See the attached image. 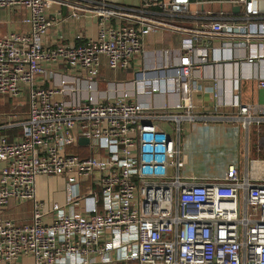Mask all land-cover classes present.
Wrapping results in <instances>:
<instances>
[{
	"label": "built area",
	"instance_id": "1",
	"mask_svg": "<svg viewBox=\"0 0 264 264\" xmlns=\"http://www.w3.org/2000/svg\"><path fill=\"white\" fill-rule=\"evenodd\" d=\"M230 2L238 18L190 28L175 20L191 0H0L29 12L28 31L0 36V93L30 88L22 138L0 137V264H264V158L249 152L253 133L264 135V104L241 102L237 79L229 100L213 85L220 114L196 113L191 100L213 41L214 51L246 48L250 65L264 59L257 0ZM87 13L99 19L95 38L45 42L53 26ZM163 29L184 35L178 63L128 82L104 77L129 72L146 36ZM248 78L264 88V75ZM157 93L176 99L155 104ZM212 122L234 127L220 138ZM39 175L65 178L64 203L38 198ZM12 200L33 202L30 222L1 216Z\"/></svg>",
	"mask_w": 264,
	"mask_h": 264
},
{
	"label": "crops",
	"instance_id": "2",
	"mask_svg": "<svg viewBox=\"0 0 264 264\" xmlns=\"http://www.w3.org/2000/svg\"><path fill=\"white\" fill-rule=\"evenodd\" d=\"M80 1L84 4H92L93 1H105L122 6L139 7L144 0H74ZM222 1V2H220ZM258 7L261 14H264V0H257ZM239 6L240 10L236 11L235 8ZM56 6L50 11L51 14L55 13ZM241 6L238 4H232L230 0H191L190 10L184 17L176 19L175 23L184 27L198 28L215 20L217 17H229L231 19L238 18L241 14ZM68 10L64 9L62 18L66 17ZM29 12L26 8H0V36L11 34L13 32L28 31L29 25L25 21ZM98 18L93 14L87 13L78 20H71L65 18L61 23L53 26L47 36L45 42L54 45L60 36H64L67 42L85 43L90 38H95L98 32ZM78 35H82V39H77ZM183 33L180 31H171L167 29L153 32L146 36L144 41V53L138 56L132 64L129 72H125L121 77L122 72L114 73L110 70L103 69L104 77H115L118 79H125L131 81L138 72L149 70L152 67L164 66L167 62H173L174 64L179 62L177 56L178 50L183 43ZM221 47V41H213L211 46V52L208 62L202 67L201 75L194 77L197 87L192 90L191 100L194 105V111L196 113L207 112L209 114H220L223 112V108L216 109L215 97H214V83L218 82L217 91L225 96L226 100H229L231 93L234 91V82L237 79L239 81L240 100L243 103L255 102L264 104V88L258 86L257 79H249L252 72L255 76L264 75V59L257 60L253 64L247 63V49H233V50H221L214 51V48ZM122 73V74H121ZM128 74V75H127ZM127 75V77H126ZM130 88V85H127ZM30 95V88L24 87V92L21 95ZM0 96H6L0 93ZM8 97V96H6ZM9 98V97H8ZM18 98V97H17ZM140 98L148 99L147 95H143ZM11 99V98H10ZM153 103L163 104L165 101H175V96L172 94L165 95L157 93L150 97ZM164 101V102H163ZM22 105L19 104L16 108L10 112H7L4 116L0 117V137L8 138L9 140H20L22 138L21 123L28 118L29 111V96H28V109L21 110ZM200 124L195 126L190 125L188 132L197 129ZM210 125V123H209ZM195 127V128H193ZM211 130H214L222 138L225 134L232 131V126L227 127L225 122H212ZM244 133L241 132L239 139L241 140L240 152L245 149V141L242 139ZM252 146L257 152H264V147L261 145L264 142V135L257 138L253 133V139L251 140ZM262 147H261V146ZM243 146V147H242ZM252 150V147H251ZM251 157H263L252 153ZM251 155V153H250ZM246 158L243 157V162ZM3 163L0 162V168ZM56 179H62L65 186V178L62 176H53ZM52 176L39 175L37 177V196L38 198L51 204L53 202L64 203L65 190L59 195L58 200L52 201L51 199V179ZM48 183H47V182ZM88 181V180H87ZM87 181L84 182V186H87ZM32 213H33V202ZM12 204L20 205L15 200H12L1 215L9 209ZM3 217V216H2ZM32 217V215H31ZM4 218V217H3ZM10 219V218H8ZM16 221V220H15ZM31 221L28 220V222ZM18 222V221H17ZM26 223V222H19Z\"/></svg>",
	"mask_w": 264,
	"mask_h": 264
},
{
	"label": "rangeland",
	"instance_id": "3",
	"mask_svg": "<svg viewBox=\"0 0 264 264\" xmlns=\"http://www.w3.org/2000/svg\"><path fill=\"white\" fill-rule=\"evenodd\" d=\"M122 73H121L122 75H120L121 77L124 75V72H122ZM104 74H106V70H105ZM127 75H126V77H127ZM124 77H125V75H124ZM5 95L8 96L9 98L6 96H0V117L4 116L7 112H10L13 109L12 107L16 108L19 104L22 105L21 110H27L28 109V96H29V105H30V95L28 93H26L25 96L20 95V96H18V98L17 97H11L7 94H5ZM163 123H165V125H167L168 127L173 126V124L169 121H165ZM226 124H227V127H229V126L234 127L233 124H230V123H226ZM189 128H190L189 126L184 125L185 130H188ZM261 145L264 147V142H262ZM251 147H252V150H251ZM251 147H250V151H249L251 153L250 156H253L252 153H255V155H257V156L258 155L264 156V152L260 153V152H257L256 149H254V147L252 146V142H251ZM69 151L75 152V148L70 147ZM86 152H88V148H86ZM243 153L245 155V149H243ZM244 158H246V156H244ZM56 178L57 177L50 178L51 179V185H49V186L51 188V194H52L51 199H52V201L58 200L59 195L62 194L65 190L63 180L62 179L58 180L59 178L58 179H56ZM31 215H32V205H31V202L27 201V202H24L20 205L12 204L9 207V209L6 210L1 216H3L4 218H10V219L16 220L18 222H28V220H30V218H31Z\"/></svg>",
	"mask_w": 264,
	"mask_h": 264
},
{
	"label": "water",
	"instance_id": "4",
	"mask_svg": "<svg viewBox=\"0 0 264 264\" xmlns=\"http://www.w3.org/2000/svg\"><path fill=\"white\" fill-rule=\"evenodd\" d=\"M235 10H236V11H239V10H240V7L237 6V7L235 8ZM88 142H89V140H88L87 138H80V140H79V143H88Z\"/></svg>",
	"mask_w": 264,
	"mask_h": 264
}]
</instances>
